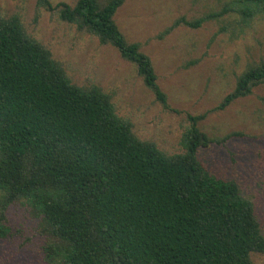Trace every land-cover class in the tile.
<instances>
[{
    "label": "trees",
    "instance_id": "obj_1",
    "mask_svg": "<svg viewBox=\"0 0 264 264\" xmlns=\"http://www.w3.org/2000/svg\"><path fill=\"white\" fill-rule=\"evenodd\" d=\"M123 2L38 0L133 64L165 107L150 59L114 23ZM233 4L207 18L264 20V0ZM204 20L177 19L165 33ZM261 84L264 63L244 71L216 110ZM203 118L188 117L182 151L165 154L133 133L110 95L72 83L19 18H0V239L10 235L7 207L21 201L41 220L46 264H253L252 253L264 254L254 203L201 161L212 143L198 128Z\"/></svg>",
    "mask_w": 264,
    "mask_h": 264
},
{
    "label": "rangeland",
    "instance_id": "obj_2",
    "mask_svg": "<svg viewBox=\"0 0 264 264\" xmlns=\"http://www.w3.org/2000/svg\"><path fill=\"white\" fill-rule=\"evenodd\" d=\"M73 5L75 0H46ZM235 0H124L113 20L128 43H137L150 59L157 84L166 96L165 107L144 86L133 64L109 45L59 19L38 0H0V18H19L26 34L49 51L77 86H96L111 96L119 117L131 122L133 133L154 143L165 154L181 152V136L188 117L204 115L201 132L212 140L199 150L206 168L217 178L238 183L254 203L264 236V84L216 110L237 78L249 67L264 63V20L242 21L227 12ZM234 6V4H233ZM199 27L180 25L177 19ZM10 235L0 239V264H46L41 220L23 202L6 209ZM253 264L264 254L252 253Z\"/></svg>",
    "mask_w": 264,
    "mask_h": 264
}]
</instances>
